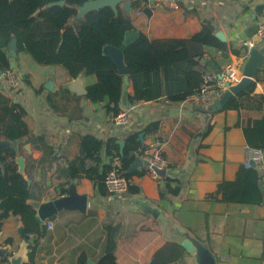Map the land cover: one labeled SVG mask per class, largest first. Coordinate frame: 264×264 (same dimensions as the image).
Wrapping results in <instances>:
<instances>
[{"label":"crops","instance_id":"obj_1","mask_svg":"<svg viewBox=\"0 0 264 264\" xmlns=\"http://www.w3.org/2000/svg\"><path fill=\"white\" fill-rule=\"evenodd\" d=\"M169 1L177 6L155 1L151 15L144 12L132 20L134 30L150 39H185L199 32L203 21L212 20L216 35L222 34V39L217 37L228 43V50L222 52L205 46L202 65L208 70L224 68L235 54V48H239L240 53L245 52L242 43L251 38L258 24L264 21V0ZM149 4L150 0L143 6ZM259 5L262 13L256 11ZM118 7L125 8L124 2ZM258 47L264 48V40L258 42ZM17 68L18 75L23 78L28 76L31 85H25L17 92L1 78L0 90L26 108L28 123L36 134L43 133L45 141L54 146L56 155L60 156L58 164L65 167L67 160L79 155L80 137L83 135L90 134L104 142L116 137L125 146L128 135L143 131L141 136H144V129L158 121L159 127L153 134L145 136L143 143L146 147L153 137L165 140L161 154L167 167L165 176L161 177L170 178L134 175L132 183L139 190L129 189L121 193L110 192L106 184L94 186L87 177L70 178L68 190L86 196L85 209L61 207L54 215L42 219L38 214L40 204L69 194V191L64 195L57 194L63 180H57L54 175L52 180L44 182L42 192L34 191L32 194L31 200L37 205V221L45 228L43 234L34 232L33 236L26 231L32 264H78L82 255L87 256L86 264H89L88 261L98 264L105 246L104 226L108 223L118 228L116 254L119 264H152L154 253L168 239L181 243L190 239L212 252L210 244L189 230L196 228L204 233L208 213L214 215L210 230L214 234L211 244L216 250L215 254L212 252L216 264H264L263 233L257 225V221L264 219V205L204 199L205 194L213 191L221 180L234 179L243 165L247 142L242 128L236 123L240 115H264V81L257 82L254 91L242 99L245 107L241 111L222 110L211 114L190 99L176 103L164 98L131 105L125 110L128 121L120 124L108 112L107 100L91 102L83 99L84 118L73 121L57 114L46 101L47 89L54 90L58 85L81 95L77 91L95 83V75L80 74L72 78L62 66L38 64L25 52H18ZM40 87H44L45 91L36 94L34 90ZM28 154L38 159L42 151L27 143L22 155L26 159ZM141 154L139 149L137 156ZM98 156L101 168L110 164L115 154L111 155L103 145L98 150ZM30 172L35 180H41L39 169L30 167ZM168 185H179L178 193L170 192ZM259 186L264 200V178ZM50 219L54 221L52 228L46 225ZM255 226L260 228H253ZM20 227L26 230L19 215L5 218L0 232V246L12 244V251H16L22 242ZM203 259L200 251L190 252L186 264H204Z\"/></svg>","mask_w":264,"mask_h":264},{"label":"trees","instance_id":"obj_2","mask_svg":"<svg viewBox=\"0 0 264 264\" xmlns=\"http://www.w3.org/2000/svg\"><path fill=\"white\" fill-rule=\"evenodd\" d=\"M60 0H0V69L18 73L17 57H8L9 44L16 41V51L29 54L38 64L62 66L72 78L80 73L95 75V83L87 87L84 95L73 94L64 85H58L54 90H48L45 99L50 108L57 114L66 116L69 120L84 118L81 102L86 99L91 102L107 100V110L112 117L124 112L131 105L144 104L160 99L170 102L186 100L199 87L201 76L208 71L202 65L205 56L204 47L211 46L225 52L228 43L216 35V27L212 20H205L202 29L190 38L150 39L144 33L127 46L125 62L128 71L129 85L127 103H123L125 93L124 75L120 74L116 65L108 57L103 48L106 45L121 46L126 34L135 29L131 19L120 7L114 11L105 6L88 11L83 18H75L78 6L88 0H64V4H52ZM132 8H140L149 0H131ZM245 48V47H244ZM239 54L240 49H233ZM246 51V48H245ZM15 61V64L12 63ZM7 82L6 78L3 79ZM264 81V63L259 68L255 81L231 98L223 110L241 111L244 108L242 99L254 91L255 85ZM25 85H31L28 76L22 78L17 92ZM15 89V88H14ZM11 89V90H14ZM45 91L44 87L35 89L36 94ZM264 100V97H263ZM214 114V113H211ZM26 108L16 100L6 96L0 90V140H9L0 159V232L2 222L10 215H19L28 233H44V226L37 221L35 203L31 200L34 191L42 192L44 182L63 180L58 195L68 193L70 178L87 177L94 186H105V178L112 165L99 167L98 150L105 145L111 155L121 158L120 173L128 179L134 175H145L143 168L130 171L135 163L138 150L143 149L145 136L153 134L159 127L154 121L143 131H136L126 137V144L121 148L116 137L103 141L93 135L80 137L79 155L67 160L63 167L57 163L54 146L45 141L43 133L36 134L28 123ZM236 126L241 127L248 145L260 148L264 152V115L248 114L239 117ZM31 143L40 149L42 155L35 159L32 154L26 157L27 167L25 178L18 169L16 158L23 154L24 145ZM30 167L39 169L41 180L37 181L30 172ZM166 177H160L159 179ZM264 178V169L258 167L246 168L243 165L237 170L232 180H221L213 191L205 194L204 199L214 202L242 203L264 205L260 190V181ZM166 179H170L167 177ZM130 190L138 191L133 183ZM168 190L178 193L179 185ZM214 215L208 213L204 233L196 228H189L197 238L211 244L214 234L210 230V221ZM262 229L264 239V219L257 221ZM255 226L253 228H260ZM106 239L104 249L98 258V264H119L117 259V226L108 223L105 226ZM264 246V242H263ZM190 252L179 240L168 239L154 253L155 264H186ZM33 259V258H32ZM264 261V248L262 251ZM87 256L82 255L78 264H86ZM32 262L28 264H32Z\"/></svg>","mask_w":264,"mask_h":264},{"label":"water","instance_id":"obj_3","mask_svg":"<svg viewBox=\"0 0 264 264\" xmlns=\"http://www.w3.org/2000/svg\"><path fill=\"white\" fill-rule=\"evenodd\" d=\"M124 2L125 8L129 9L132 6L131 0H88L83 5L78 6V14L75 18H83L85 14L90 10L100 9L105 6L111 7L114 11H118V6L120 3ZM52 4H64V0H60L57 2H52ZM154 5V0H150V4L144 8L145 12L148 15L152 13V6ZM259 5L256 8V11L263 12ZM139 32L137 30L129 31L121 46H113L106 45L103 48L104 53L112 59L114 64L116 65L120 74L124 75L125 81V93L122 98L123 103L126 105L127 103V90L129 85L128 71L125 62V50L129 44H131L138 36ZM218 37L222 39V34L218 33ZM9 58H16L18 52L16 51V41L12 40L9 44ZM264 62V48L254 47L252 48L247 57V61L243 68V76L241 80L234 86H230L226 91L222 93V95L214 102L210 104L199 105L198 107L202 110L209 111L211 113H217L222 111L228 102L234 96H237L244 90H246L253 81H255V76ZM15 64V61H12ZM80 74H85L84 72ZM79 74V75H80ZM78 75V76H79ZM77 76V77H78ZM5 78V71L0 69V79ZM78 94H86L87 89L77 91ZM142 135V134H141ZM142 137V136H141ZM121 148L124 146V142H119ZM11 145L9 140H0V159L3 151ZM29 147V146H27ZM16 162L18 164L19 172L25 177L28 178L26 174V159L23 155H19L16 158ZM254 165V164H253ZM143 166V161L140 156L136 157L135 163L130 168V171L135 170ZM160 176H165L166 168L158 170ZM86 196L77 195L74 191H69V194L65 197H61L59 199L46 201L39 206L38 214L42 219L48 218L54 215L59 208L61 207H77L81 210H84L86 207ZM19 232L21 233L22 242L20 243L18 249L16 251H12V244H8L7 246H0V264H28L30 263V258L28 255V240H27V232L24 227L19 228ZM182 245L191 253H195L196 251H200V253L204 256V264H216L215 258L212 255V252L207 250L204 247H200V245L194 244L190 239H186L182 242ZM89 264H96L93 261H88ZM152 264H155V260L153 259Z\"/></svg>","mask_w":264,"mask_h":264},{"label":"built area","instance_id":"obj_4","mask_svg":"<svg viewBox=\"0 0 264 264\" xmlns=\"http://www.w3.org/2000/svg\"><path fill=\"white\" fill-rule=\"evenodd\" d=\"M163 1L168 6L176 7L177 5L169 0H154ZM144 5L142 8H123L122 12L132 20L140 17L144 14ZM264 40V21L260 22L257 26L255 34L246 39L242 43V47L246 48L245 52L239 54H233L231 60L222 69L208 70L201 76V82L198 89L191 94L187 99H190L195 104L203 105L210 104L216 101L224 91L230 86L236 85L243 76V68L247 61L249 51L258 47V42ZM5 78L11 87H19L20 81L23 77L15 74L13 71H5ZM115 121L120 124H124L128 121L127 112H121L115 117ZM165 145V140L160 137H153L147 146L140 149V158L143 161V166L140 168L145 169L146 174L155 179H159L161 176L158 170L166 168V161L161 154V150ZM245 157L243 166L258 167L264 169V152L260 148L252 147L248 144L244 146ZM254 164V165H253ZM111 169L108 171L105 178V184L108 190L112 193H121L129 190L132 184V179H128L125 175L120 173L122 162L119 156H114L111 162ZM46 225L49 228L54 226L53 220H47ZM35 233L30 232L29 235L33 236Z\"/></svg>","mask_w":264,"mask_h":264}]
</instances>
